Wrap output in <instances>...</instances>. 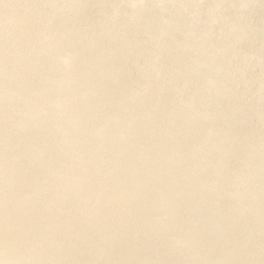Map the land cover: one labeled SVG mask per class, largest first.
I'll return each instance as SVG.
<instances>
[{
  "label": "water",
  "instance_id": "95a60500",
  "mask_svg": "<svg viewBox=\"0 0 264 264\" xmlns=\"http://www.w3.org/2000/svg\"><path fill=\"white\" fill-rule=\"evenodd\" d=\"M0 264H264V0H0Z\"/></svg>",
  "mask_w": 264,
  "mask_h": 264
}]
</instances>
